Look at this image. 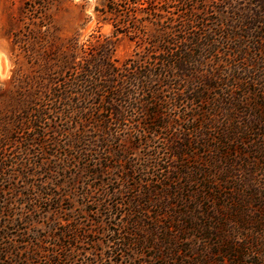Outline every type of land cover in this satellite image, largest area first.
Here are the masks:
<instances>
[{
  "label": "trees",
  "instance_id": "obj_1",
  "mask_svg": "<svg viewBox=\"0 0 264 264\" xmlns=\"http://www.w3.org/2000/svg\"><path fill=\"white\" fill-rule=\"evenodd\" d=\"M101 12L139 51L119 64L93 35L46 54L47 78L21 81L0 109V194L18 166L61 151L94 177L118 171L98 191L107 212L131 196L120 252L133 239L143 264H264V0Z\"/></svg>",
  "mask_w": 264,
  "mask_h": 264
},
{
  "label": "rangeland",
  "instance_id": "obj_2",
  "mask_svg": "<svg viewBox=\"0 0 264 264\" xmlns=\"http://www.w3.org/2000/svg\"><path fill=\"white\" fill-rule=\"evenodd\" d=\"M106 4L0 0V109L13 108L21 81L47 78L40 71L44 57L51 49L66 50L72 38L80 44L93 35L112 39L119 64L135 56L137 45L127 36L114 35L111 17L101 12ZM60 152L37 159V165L28 161L26 167L18 166L16 177L5 183L0 194V264H143L147 252L140 253L133 239L121 252L116 241L126 237L124 208L131 196L124 197L125 205L117 201L123 195L111 199L108 212L102 207L105 196L98 189L105 183L116 189L118 171L97 178Z\"/></svg>",
  "mask_w": 264,
  "mask_h": 264
}]
</instances>
